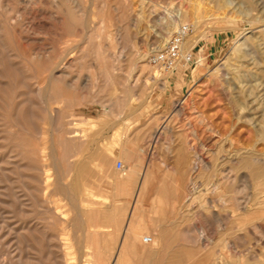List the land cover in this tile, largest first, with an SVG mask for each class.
Wrapping results in <instances>:
<instances>
[{
  "label": "rangeland",
  "instance_id": "rangeland-1",
  "mask_svg": "<svg viewBox=\"0 0 264 264\" xmlns=\"http://www.w3.org/2000/svg\"><path fill=\"white\" fill-rule=\"evenodd\" d=\"M25 1L0 0V44L5 45H0V264H64L66 258L85 264L92 256L101 264H120L121 258V264H264V231L239 235L234 220L221 219L233 209L212 208L204 200L201 205L203 195L197 193L201 202L184 209L183 220L174 214L193 183L212 180L205 171L193 172L196 157L218 165L217 158L245 147L264 154L258 134L264 131L259 119L264 106H258L264 101V24L256 19L257 0L254 6L250 0ZM175 23L191 25L183 51L192 53L196 64L181 63L164 76L149 58L166 45ZM242 90L250 96L243 110L236 104ZM255 96L258 101L251 104ZM118 161L124 170H117ZM80 163L87 175L77 172ZM137 163L142 172L154 169L136 225L141 240L150 236L153 243L131 239L125 246L123 229L142 189V180L136 189L126 187L125 175ZM182 165L187 196L181 201L171 182L182 178ZM227 194L226 189L216 196ZM211 197L216 198L205 199ZM83 203L92 208L85 212ZM155 232H166V238L154 237ZM202 232L208 239L201 243Z\"/></svg>",
  "mask_w": 264,
  "mask_h": 264
},
{
  "label": "bare ground",
  "instance_id": "bare-ground-1",
  "mask_svg": "<svg viewBox=\"0 0 264 264\" xmlns=\"http://www.w3.org/2000/svg\"><path fill=\"white\" fill-rule=\"evenodd\" d=\"M11 1V0H10ZM25 1V0H24ZM55 1V0H54ZM53 1V2H54ZM81 1V0H80ZM240 1V0H239ZM250 1H252V0H250ZM16 2V1H15ZM26 2V1H25ZM24 2V3H25ZM29 2V1H28ZM56 2V1H55ZM55 2H54V4H55ZM64 2V1H63ZM70 2V1H69ZM71 2H72V0H71ZM79 2V1H78ZM224 2H226V1H224ZM223 2V3H224ZM229 2V1H228ZM234 2H235V0H234ZM233 2V3H234ZM59 3V2H58ZM77 3V2H76ZM75 3V4H76ZM82 3V2H81ZM229 3H231V2H229ZM247 3H248V1H247ZM251 3V2H250ZM253 3H254V1H252V5H253ZM23 4V3H22ZM21 4V5H22ZM28 4V3H27ZM44 4V3H43ZM224 4H226V3H224ZM243 4H244V2H243ZM56 5H57V3H56ZM55 5V6H56ZM77 5V4H76ZM75 5V7H78V6H76ZM81 5V4H80ZM79 5V6H80ZM227 6H229V4L227 3L226 4ZM225 5V6H226ZM246 5H248V4H246ZM245 5V6H246ZM25 6V5H24ZM69 6V5H68ZM82 6V5H81ZM149 6V5H148ZM224 6V5H223ZM224 6V7H225ZM254 6V5H253ZM252 6V7H253ZM255 6H256V10H258V13H259V17L258 18H256L257 20H258V23H263L264 24V0H257V2H256V4H255ZM71 8L70 9H73L72 8V6H70ZM231 7V6H230ZM247 7V6H246ZM12 9H13V7H11ZM22 8H23V6H22ZM55 8V7H54ZM58 8V7H57ZM81 8V7H80ZM147 8V6H145V10H147L146 9ZM149 9L150 8H153L151 5L148 7ZM222 8V7H221ZM228 8V7H227ZM240 9H241V6L239 7ZM254 8V7H253ZM10 9V8H9ZM25 9H26V7H25ZM24 9V10H25ZM30 9V8H29ZM68 9V8H67ZM76 9V8H75ZM74 9V10H75ZM224 9V8H223ZM229 9V8H228ZM228 9H224V10H228ZM79 10H81V9H79ZM78 10V11H79ZM144 10V8H142V11ZM156 10H157V8H156ZM219 10V9H218ZM234 10V9H233ZM239 10V9H238ZM249 11H250V9H248ZM254 11H255V9H253ZM182 11V10H181ZM16 12V11H15ZM63 12H65V11H63ZM184 13V15L182 14V19H183V21H187V18H188V15H187V11H186V9H185V11H183ZM234 12V11H233ZM29 13V12H28ZM65 13H67V12H65ZM77 13H79V12H76V14ZM145 13V12H144ZM189 13V12H188ZM198 13V12H197ZM239 13V12H238ZM251 13V12H250ZM70 14V13H69ZM72 14V13H71ZM92 14V13H91ZM240 14V13H239ZM53 15V14H52ZM78 15V14H77ZM76 15V16H77ZM85 15V14H84ZM84 15H79V16H84ZM226 15V14H225ZM225 15H224V17H225ZM223 16V15H222ZM234 16V15H233ZM92 17V16H91ZM196 17V16H195ZM197 17H199L198 15H197ZM196 17V18H197ZM73 18V17H72ZM80 19H81V17H79ZM84 18V17H83ZM227 18V17H226ZM194 19V21L195 22H197V24H199V22H201V20L200 21H198V19H195V18H193ZM8 20V19H7ZM84 21L85 20H83V24H84ZM254 21V20H253ZM7 22H9V21H7ZM7 22H5V24L7 23ZM71 23V22H70ZM81 23V24H82ZM205 23V22H204ZM203 23V24H204ZM208 23V22H207ZM11 24V23H10ZM179 24V23H178ZM178 24L177 23H175L174 24V26H173V28L174 29H176V28H178ZM181 24V23H180ZM195 25V24H194ZM7 26V28H9V26L8 25H6ZM12 26H13V24H12ZM11 26V27H12ZM78 26V25H77ZM81 26H83V25H81ZM87 26V28H89L88 27V22L86 21V24H85V27ZM110 26V25H109ZM196 26V25H195ZM200 26H201V23H200ZM1 28V27H0ZM93 28V27H92ZM11 29V28H10ZM16 29V28H15ZM75 29V28H74ZM86 30V29H85ZM84 30V31H85ZM90 30H91V27H90ZM89 30V31H90ZM235 30V29H234ZM263 30V29H262ZM1 32L3 31L2 29L0 30ZM18 31V30H17ZM76 31V30H75ZM74 30H73V32H75ZM78 31V30H77ZM124 31V30H123ZM0 32V33H1ZM13 32V31H12ZM86 32H88V30L86 31ZM93 32V31H92ZM7 33V32H6ZM91 33V32H90ZM89 33V34H90ZM12 34H14V33H11V35ZM112 34V33H111ZM87 35H88V33H87ZM110 35V34H109ZM108 35V36H109ZM90 36H92L91 34H90ZM111 36V35H110ZM109 36V37H110ZM114 36V35H113ZM13 38V37H12ZM21 38V37H20ZM126 38V37H125ZM189 38V37H188ZM187 38V39H188ZM8 39V38H7ZM92 39V38H91ZM186 39V40H187ZM196 39V38H195ZM167 40V39H166ZM185 40V41H186ZM197 40H198V38L196 39V40H192V42H191V46H194L196 43H197ZM5 40H3V42H4ZM110 41H112V40H110ZM189 41H190V39H189ZM261 45H263V47H264V36H261ZM71 42V41H70ZM70 42H68V44L70 43ZM74 42V41H73ZM256 42V41H255ZM72 43V42H71ZM185 43V42H184ZM184 43H183V50H186V47H185V45H184ZM239 43V42H238ZM253 43V42H252ZM127 44V43H126ZM1 45V44H0ZM242 45V44H241ZM240 45V46H241ZM9 46V45H8ZM1 47H5V45L3 44V45H1ZM10 47V46H9ZM8 47V48H9ZM70 47V46H69ZM69 47H68V49H69ZM1 49V48H0ZM2 50H4V48H2ZM70 50V49H69ZM69 50H67V51H69ZM72 50V49H71ZM75 50H76V48H75ZM2 52V51H1ZM8 52V51H7ZM13 52V51H12ZM74 52V51H73ZM81 52V51H80ZM68 53V52H67ZM183 53L184 54H187L188 52H184L183 51ZM69 54V53H68ZM67 54V55H68ZM71 54V53H70ZM5 55H6V53H5ZM13 56H14V54H12ZM89 55H91V53L89 54ZM149 55V54H148ZM7 56H11V53H10V55H7ZM6 56V57H7ZM69 56V55H68ZM98 56V55H97ZM5 57V58H6ZM16 57V56H15ZM17 57H18V55H17ZM16 57V58H17ZM146 55L142 58V60H145L146 61ZM149 57V56H148ZM240 57V56H239ZM2 58V57H1ZM8 58V57H7ZM19 58V57H18ZM243 58V57H242ZM12 59H13V57H12ZM12 59H10L9 58V60H10V62H11V60ZM68 59V58H67ZM4 60V59H3ZM8 60V59H7ZM243 60V59H242ZM2 60H0V62H1ZM67 61V60H66ZM7 62V61H6ZM64 62V61H63ZM13 63V62H12ZM35 63H36V61H35ZM8 65L9 64H7V68H9L8 67ZM186 65H188V64H185L184 66H186ZM256 65V64H255ZM25 66H26V64H25ZM41 66V65H40ZM59 66V65H58ZM189 66V65H188ZM16 67V66H15ZM55 67V66H54ZM53 67V68H54ZM242 67H243V65H242ZM256 67H257V65H256ZM39 68V67H38ZM42 68V67H41ZM10 69V68H9ZM16 69H17V67H16ZM56 69L57 68H54L53 69V72H55L56 71ZM37 70V69H36ZM52 70V69H51ZM58 70V69H57ZM42 71V70H41ZM159 71V70H158ZM19 72V71H18ZM43 72V71H42ZM42 72H40L41 74H42ZM160 72V71H159ZM159 72H156L155 73V79H157L158 77H159V75H158V73ZM161 73V72H160ZM173 72H169V73H166V74H164V73H161V74H163L164 76L165 75H168V76H170V74H172ZM38 74V73H37ZM51 75V74H50ZM60 77V76H59ZM50 78V77H49ZM166 78H167V76H166ZM237 79L236 80H239L240 79V77H236ZM52 81V80H51ZM247 82V85L248 84H250V82H253L252 80L250 81H246ZM55 83V82H54ZM52 84V83H51ZM262 85H264L263 83H261V85L260 86H262ZM250 90L252 91V92H250L251 93V95L250 96H252V95H254V90H255V86H253L252 84L250 85ZM40 92H38V94H39ZM41 93H42V91H41ZM250 96H248L247 95V93H244V91L242 90L241 91V97H240V99H238L237 100V102H236V104H238V107L240 108V109H242L243 108V106H249V105H247V100L249 99V97ZM41 97V96H40ZM256 101H258V97L257 96H255L254 97V100H252L250 103L251 104H254ZM260 102H258V106H259V109H261L263 106H264V101H263V103L262 104H259ZM244 109V108H243ZM242 109V110H243ZM60 113V112H59ZM53 116V115H52ZM55 116V115H54ZM259 119H261V121H260V123H261V125H264V111H263V113L261 114V116L259 117ZM59 121V120H58ZM161 131L162 130H160V131H158L157 132V137H158V135L161 133ZM75 133V135L73 136V137H76L77 138V136H78V133L76 134V132H74ZM260 133V134H259ZM258 134H259V140H262V139H264V131H260V132H258ZM80 136V135H79ZM229 136V135H228ZM52 137H53V135H52ZM155 137V136H154ZM156 137V138H157ZM54 138V137H53ZM52 138V140H54ZM55 138H56V136H55ZM61 138H63V137H61ZM250 138V137H249ZM63 140V139H62ZM258 140V141H259ZM231 141V140H230ZM55 142H53V145H55L56 143H57V140H56V143L54 144ZM71 143H73V142H71ZM232 144H233V141H232ZM56 145H58V143L56 144ZM250 145V144H249ZM73 146V145H72ZM54 147V146H53ZM59 147V146H58ZM61 148V147H60ZM54 149V148H53ZM65 149V148H64ZM80 150H81V148H79ZM55 151H57L56 149H54ZM233 150V149H232ZM219 151V150H218ZM228 151H230V150H228ZM54 152V151H53ZM221 153V152H220ZM234 155L232 156V155H230L229 154V158H224L223 159V157H221L220 158V156H219V158L220 159H218L217 158V160H220L221 162L219 163V161H218V165H217V163H215L214 162V164H212V163H210V162H208V161H206V159H205V157L204 158H202V157H200V156H198V157H196V162L194 161V167H193V172L196 174V173H198V175H200L202 172H207L208 174H211V177H212V180H209V176L210 175H208V179H206V180H209L207 183H204V181H203V183L204 184H201L200 182V184H198V183H193V187L191 188V190H190V195L187 197V198H184L183 200V202H184V206H182V205H180L181 207H179V208H177V210H176V213L174 212V214H175V216H176V214H178V216H180L181 214L183 215V213H184V209H190V207H192V206H194V202L196 201V199H199L200 200V202H201V199L200 198H198V197H194V194H197V193H199V194H201L202 193V204L201 205H203V202L204 201H207V202H209L210 203V206H212V208H214V206L216 205V206H220V207H223V208H226V211H227V209H233V215H231L230 214V217H228V216H222L221 215V219L223 220V219H225V220H228L229 218L231 219V220H234V223H236L237 224V229H238V231L240 232V234L239 235H245V234H251V235H256L257 234V232L258 231H264V154H259L256 150H255V148L253 147V146H250V147H245V148H243V149H240V150H238V151H234ZM77 154V153H76ZM222 154V153H221ZM180 155V154H179ZM217 155H219V154H217ZM224 155V154H223ZM54 156H56L55 158H54ZM53 156V158L57 161L58 160V158H57V155H54ZM59 156V155H58ZM77 156V155H76ZM64 157V156H63ZM74 157V156H73ZM181 157H183V156H181ZM63 159V158H62ZM223 159V160H222ZM64 160V159H63ZM184 160V159H183ZM55 162V161H54ZM187 162V161H186ZM81 165H78V167H76L77 169V172L80 174V175H85L84 173H86V175H87V172L86 171H88V168L83 164L82 165V163H80ZM187 164V163H186ZM164 165V164H163ZM138 166V165H137ZM137 166H135V168L133 169V170H129L127 173H126V175H125V182L127 183V181H129L130 179H132V178H134V176H136L137 178L135 179V182H136V185H137V187H138V185H139V183L141 184V180H142V189H141V192H140V195H139V199L137 200V204H136V206H134L135 208H133L132 207V209H131V211H130V216H129V219H128V225H127V227H126V229H123V230H125V234H126V241H125V246L126 245H128V242H129V240H134V241H144V238H143V240H141V237H140V234H141V230L142 229H139L140 230V232L139 231H137L138 230V226L136 227V225L137 224H139V222H141V219L143 218V215H142V213L143 212H141V207L138 205L142 200H144L145 199V197L150 193V191H151V189H152V185H153V182H154V179H155V175H154V169L153 168H149V169H147V170H145L144 172H142V169H138V167ZM62 168V167H61ZM87 168V169H86ZM125 168V167H124ZM164 168V167H163ZM153 169V170H152ZM124 170V169H123ZM185 172H186V166L185 165H182V167L179 169V174H180V176L182 177V178H180V179H178V180H176V181H172L171 182V184L174 186V187H176L177 188V194H178V197H177V199L179 200V199H181V201H182V197H185V196H183V194H185L186 195V187L184 186L185 185V183L183 182V180H184V177H186V176H184L185 175ZM194 173H193V176H194ZM200 173V174H199ZM206 174V173H205ZM73 175V174H72ZM88 175H89V172H88ZM203 175H204V173H203ZM77 177V176H76ZM79 177V176H78ZM154 177V178H153ZM200 177V176H199ZM204 177H205V175H204ZM52 178V177H51ZM80 178V177H79ZM79 178H78V180H79ZM92 178V177H91ZM203 178V177H202ZM10 180V179H9ZM89 180V179H88ZM195 180V179H194ZM201 180V179H200ZM205 180V181H206ZM194 182H196V181H194ZM10 183V182H9ZM187 183V182H186ZM54 184V183H53ZM73 184V183H72ZM76 185V184H75ZM81 185V184H80ZM160 185H161V187L160 188H162V191H163V189L165 190L166 189V186H167V183H166V181H164V179L161 181V183H160ZM159 185V186H160ZM73 186V185H72ZM62 187V186H61ZM77 187V186H76ZM72 188H74V187H72ZM76 189H78V187L76 188ZM75 189V191H79V189H80V187H79V189L78 190H76ZM169 189V188H168ZM188 189V188H187ZM227 189V195H228V197H225V196H216V194L217 193H219V192H225V190ZM71 190V189H70ZM74 190V189H73ZM72 190V191H73ZM138 190H140V188H138ZM159 189H157V191H158ZM72 191H70V192H72ZM74 191V192H75ZM160 191V190H159ZM167 191V190H166ZM164 192V191H163ZM168 192H169V190H168ZM186 192V193H185ZM139 193V192H138ZM161 193V192H160ZM169 194H170V192H169ZM172 194H173V192H172ZM171 194V195H172ZM162 195V194H161ZM166 196L164 197V198H166L167 196L169 197V195H167V194H165ZM171 195H170V197H171ZM212 196V195H215V197L216 198H213L212 199V197H211V199L212 200H209L210 198H208V199H205L206 198V196ZM187 196V195H186ZM77 197V196H76ZM96 197V196H95ZM148 197V196H147ZM159 197H160V194H159ZM157 198V201H158V203H159V201H160V198ZM173 197V196H172ZM181 197V198H180ZM75 198V197H74ZM163 198V196H162V198L161 199H164ZM103 200V198H101V197H99V199L98 200ZM171 200V198H168V200ZM169 200V201H170ZM173 200V199H172ZM198 200V201H199ZM204 200V201H203ZM61 201V200H60ZM104 205L105 204H107L108 203V200L105 198L104 199ZM180 202V201H179ZM183 202H181V203H183ZM86 203H88V202H86ZM97 203V202H96ZM196 203V202H195ZM198 204V203H197ZM205 204H206V202H205ZM218 204V205H217ZM171 205V204H170ZM196 205V204H195ZM201 205H200V207H201ZM81 206V208L82 209H84V211L85 212H88L91 208H92V206L91 205H88V204H85V203H83L82 205H80ZM207 207V206H206ZM206 207H203V208H206ZM80 208V207H79ZM195 208V207H194ZM199 207H197V209H198ZM202 208V207H201ZM202 208V209H203ZM94 209V208H93ZM128 209V208H127ZM207 209V208H206ZM81 210V209H80ZM205 209H203V211H204ZM213 210V209H212ZM146 211V210H145ZM190 211V210H189ZM188 211V212H189ZM215 211V210H214ZM216 211H217V209H216ZM220 211V210H219ZM161 212V211H160ZM162 213V212H161ZM54 214H56V213H54ZM192 214V213H191ZM59 215V214H58ZM171 215V214H170ZM194 215V214H193ZM104 218H106V217H108V214H104V215H102ZM128 216V215H127ZM196 216V215H195ZM204 216V215H203ZM202 216V217H203ZM58 217V216H57ZM95 217H97L98 218V216L97 215H95ZM181 217V216H180ZM193 217V216H192ZM206 217H208V216H206ZM63 218V217H62ZM79 218V217H78ZM178 218V217H177ZM199 218V217H198ZM82 219V218H81ZM181 219H182V217H181ZM203 219V218H202ZM214 219H216V218H214ZM84 220V219H83ZM83 220H81V221H83ZM173 220V219H172ZM183 220V219H182ZM204 220H206V219H204ZM224 220V221H225ZM165 221V220H164ZM178 221V220H177ZM210 221V220H209ZM220 221V220H219ZM83 222H85V221H83ZM83 222H81V224H83ZM163 222V221H162ZM174 222H175V220H174ZM179 222V221H178ZM228 222H230V223H232V221H228ZM160 223H161V221H160ZM181 223V222H180ZM209 223H211V222H209ZM218 223V222H217ZM86 224V223H85ZM181 225V224H180ZM234 225V224H233ZM162 226V225H161ZM164 226V225H163ZM170 226V225H169ZM177 226V225H176ZM227 226V225H226ZM83 228H85V227H83ZM137 228V229H136ZM168 228V227H167ZM220 228V227H219ZM101 229V228H100ZM108 229L110 230V227H108ZM107 229V230H108ZM158 229V228H157ZM160 229V228H159ZM162 229V228H161ZM160 229V230H161ZM166 229V228H165ZM172 229V228H171ZM191 229V228H190ZM102 230V229H101ZM108 230V231H109ZM179 230V229H178ZM177 230V231H178ZM182 230V229H181ZM184 230V229H183ZM208 230V229H207ZM230 230V229H229ZM87 231V230H86ZM98 231H100V230H98ZM180 231V230H179ZM194 231V230H193ZM224 231H225V229H224ZM226 231H228V230H226ZM237 231V230H236ZM92 232H93V230H92ZM163 232V231H162ZM176 232V231H175ZM183 232V231H182ZM190 232H191V230H190ZM230 232V231H229ZM62 233V232H61ZM103 233V232H102ZM157 233L158 232H155V233H153V236L154 237H156L157 236ZM160 233V232H159ZM158 233V234H159ZM166 232H164L163 233V235L165 234ZM180 233V232H179ZM184 233V232H183ZM198 233V232H197ZM233 233H234V231H233ZM233 233H231V234H233ZM264 233V232H263ZM203 234V235H202ZM202 234H201V236H200V234H199V236H198V241L199 242H203V241H205L206 240V238L208 239V237H207V235L204 233V232H202ZM262 234V233H261ZM160 235H162V233H160ZM159 235V236H160ZM162 235V237H163V239L164 238H166V237H164ZM167 236H168V234H166ZM170 235V234H169ZM63 236V235H62ZM86 237V236H85ZM24 238H25V236H24ZM160 238V237H159ZM170 238V237H169ZM233 238V237H232ZM258 238V237H257ZM123 239V238H122ZM191 239H193V238H191ZM260 239V238H259ZM172 240H174V239H172ZM235 240V239H234ZM258 240V239H257ZM210 241V240H209ZM208 241V242H209ZM229 241V240H228ZM246 241V240H245ZM263 241V240H262ZM175 242V241H174ZM123 243V242H122ZM152 243H153V238H152ZM151 243V244H152ZM212 243H213V241L212 242H210V244L212 245ZM144 245V244H143ZM199 245H200V243H199ZM199 245H198V247H199ZM202 245V244H201ZM66 246V245H65ZM136 247L138 246V245H135ZM140 246V245H139ZM214 246V245H213ZM191 247V246H190ZM193 247V246H192ZM60 248V246H58V250H60L59 249ZM64 248V247H63ZM122 248V247H121ZM174 248V247H173ZM216 248V247H215ZM61 249H62V247H61ZM142 249V248H141ZM163 249V248H162ZM179 249V248H178ZM250 249H252V248H250ZM21 250V249H20ZM32 250V249H31ZM65 250V249H64ZM257 251V250H256ZM88 252V251H87ZM137 252H138V250H137ZM190 252V251H189ZM247 252V251H246ZM24 253V252H23ZM66 253V252H65ZM64 253V254H65ZM248 253V252H247ZM56 253H54V255H55ZM141 254H142V252H141ZM151 254V253H150ZM149 254V255H150ZM159 254H161V253H159ZM159 254H157V256L159 255ZM185 254V253H184ZM251 254H253V253H251ZM250 254V255H251ZM58 255V254H57ZM57 255H56V259H57ZM126 255V254H125ZM124 254L122 255V257H124L125 256ZM156 255V254H155ZM256 255V254H255ZM65 256H67V255H65ZM83 256V255H82ZM82 256H81V258H82ZM163 256V255H162ZM254 256V255H253ZM52 257V256H51ZM63 257H64V255H63ZM63 257L61 258V259H63ZM95 256H92V258L93 259H88V260H85L84 262H85V264H101V261H100V259H96V258H94ZM116 257V256H115ZM148 257V256H147ZM21 258V256H19V259ZM80 258V259H81ZM91 258V257H90ZM149 258H150V256H149ZM158 258V257H157ZM160 258V257H159ZM256 258V257H255ZM259 258V257H258ZM60 259V258H59ZM58 259V261H60ZM64 259H65V257H64ZM68 258H66V260L64 261V264H74L75 262H70V261H68L67 260ZM72 259V258H71ZM79 259V258H78ZM79 259V260H80ZM115 259V258H114ZM161 259H163V258H161ZM160 259V260H161ZM123 260H124V258H121V261H120V264L121 263H123ZM157 260H159V259H157ZM167 260V259H166ZM197 260V259H196ZM199 260V259H198ZM22 261V260H21ZM162 261V260H161ZM160 261V262H161ZM187 261V260H186ZM250 261V260H249ZM257 261H259V260H257ZM27 262V261H26ZM32 262V261H31ZM80 262H82V261H80ZM110 262V261H109ZM150 262V261H149ZM154 262V261H153ZM254 262V261H253ZM57 263V262H56ZM60 263H62V262H60ZM77 263H78V261H77ZM113 263V262H112ZM164 263V262H163ZM172 263V262H171ZM170 263V264H171ZM174 263V262H173ZM187 263H189V261L187 262ZM255 263V262H254ZM260 263V262H259ZM63 264V263H62ZM80 264V263H79ZM151 264H152V262H151ZM157 264V263H156ZM159 264V263H158ZM161 264V263H160ZM176 264V263H175ZM179 264V263H178ZM191 264V263H190ZM261 264V263H260Z\"/></svg>",
  "mask_w": 264,
  "mask_h": 264
},
{
  "label": "built area",
  "instance_id": "built-area-1",
  "mask_svg": "<svg viewBox=\"0 0 264 264\" xmlns=\"http://www.w3.org/2000/svg\"><path fill=\"white\" fill-rule=\"evenodd\" d=\"M192 34V28L189 23H181L173 35L169 38L166 45L158 51L152 53L149 58L151 65L161 73L175 72L179 64H188L190 67L194 64L195 58L192 53H183V43ZM124 164L121 161L117 162L116 168L119 171L124 169ZM145 244L152 243V237L144 238Z\"/></svg>",
  "mask_w": 264,
  "mask_h": 264
},
{
  "label": "crops",
  "instance_id": "crops-1",
  "mask_svg": "<svg viewBox=\"0 0 264 264\" xmlns=\"http://www.w3.org/2000/svg\"><path fill=\"white\" fill-rule=\"evenodd\" d=\"M138 165V166H137ZM136 166L138 167V169H141V165H140V163H137L136 164ZM137 177L136 176H134V178H132V179H130L129 181H127V183L125 182V185H126V187H130V188H134V189H136L137 188V185H136V182H135V179H136Z\"/></svg>",
  "mask_w": 264,
  "mask_h": 264
}]
</instances>
